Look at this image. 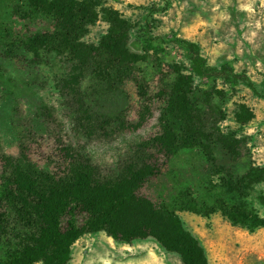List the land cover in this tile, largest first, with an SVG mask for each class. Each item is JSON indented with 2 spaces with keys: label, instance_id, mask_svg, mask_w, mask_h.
<instances>
[{
  "label": "rangeland",
  "instance_id": "obj_1",
  "mask_svg": "<svg viewBox=\"0 0 264 264\" xmlns=\"http://www.w3.org/2000/svg\"><path fill=\"white\" fill-rule=\"evenodd\" d=\"M24 4L0 0V23H14L24 37L45 30L40 22L28 20ZM240 9L236 0H201L199 7L195 0H103L91 9L95 22L84 29L87 34L80 40L97 45L110 30L106 18L114 15L125 27L118 43L136 57V69L150 88L145 90V100L150 97L151 113L145 112L139 129L111 140H96L75 127L71 99L61 94V86L77 67L69 56L39 50L36 55L0 61L3 157L17 160L20 130L16 127L26 124L34 134L61 138L109 170L131 147L160 133L162 119L164 128H175L177 135L181 130L192 132L200 145L178 150L162 178L151 185L149 196L176 210L203 249L207 264H264V227L250 232L233 226L220 211L241 209L264 220V0H242ZM182 40L196 45L207 65L227 66L247 76L259 95L241 83L210 80L202 85L191 73V52ZM93 86L92 77L80 81L86 97ZM155 86L156 94L165 95L159 101L154 100ZM128 96L135 103V93ZM179 98L189 107L179 104ZM128 105L119 98L114 110ZM42 109L48 110L50 122L41 117ZM14 198L0 193V260L20 244L23 234L12 213ZM67 264L184 263L153 237L127 244L101 231L78 239Z\"/></svg>",
  "mask_w": 264,
  "mask_h": 264
},
{
  "label": "trees",
  "instance_id": "obj_2",
  "mask_svg": "<svg viewBox=\"0 0 264 264\" xmlns=\"http://www.w3.org/2000/svg\"><path fill=\"white\" fill-rule=\"evenodd\" d=\"M19 1L25 3L28 20L40 22L45 30L24 37L14 23H0V61L17 60L25 53L36 55L39 50L66 54L77 67L68 83L61 86V94L71 99L69 108L75 115V127L96 140H111L139 129L145 112L151 113L150 97L145 100V90L150 88L145 87L136 69V57L118 43L124 35L123 22L112 14L105 17L110 30L97 45L80 40L87 34L84 29L95 22L91 9L103 0ZM180 43L191 52L190 70L202 85L210 80L241 83L259 95L244 74H236L227 66L215 69L207 65L196 45L185 40ZM85 76L94 79L87 97L80 88ZM157 87L153 88L155 101L164 95L156 94ZM131 91L137 97L133 104L128 96ZM119 98L129 105L115 111ZM179 99V104L189 107L186 100ZM40 112L41 117L51 121L47 109ZM158 125L160 133L131 147L109 170L61 138L34 134L26 124L17 126V160L7 159L0 152V193L15 196L12 213L23 234L20 244L0 264H67L78 239L101 231L127 244L153 237L167 251L177 253L184 264H207L203 249L185 229L176 210L149 196L151 185L162 178L177 151L200 144L192 132L183 134L181 130L177 135L175 128H164L162 119ZM220 211L233 226H244L250 232L264 227V220L257 214L236 208Z\"/></svg>",
  "mask_w": 264,
  "mask_h": 264
},
{
  "label": "bare ground",
  "instance_id": "obj_3",
  "mask_svg": "<svg viewBox=\"0 0 264 264\" xmlns=\"http://www.w3.org/2000/svg\"><path fill=\"white\" fill-rule=\"evenodd\" d=\"M236 2H237V6H239V9H240V6H241V2H242V0H236ZM195 3H196V6L199 7V5H200V3H201V0H195ZM239 12H241V9H240ZM241 14H243V13L241 12L240 15H241Z\"/></svg>",
  "mask_w": 264,
  "mask_h": 264
}]
</instances>
